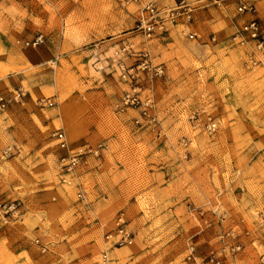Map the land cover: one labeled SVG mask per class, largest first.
Returning <instances> with one entry per match:
<instances>
[{
  "label": "rangeland",
  "instance_id": "obj_1",
  "mask_svg": "<svg viewBox=\"0 0 264 264\" xmlns=\"http://www.w3.org/2000/svg\"><path fill=\"white\" fill-rule=\"evenodd\" d=\"M126 1L0 0V19L26 36L17 41L42 34L36 46L16 43L53 53L49 70L32 71L41 80L21 84L31 102L22 106L29 115L23 126L15 125L17 142L0 137V205H12L6 215L0 207V221L19 220L26 264H99L104 234L122 212L134 239L110 248L116 254L109 252L108 264H191V249L200 264L210 251L220 253L221 264H264V57L255 68L244 66L243 49L231 40L242 18L231 0H188L197 1L196 39L181 26L147 38L134 27L148 0ZM257 12L264 31V0ZM127 44L129 53H117ZM142 49L164 74L138 78L156 122L136 125L138 110L115 107L128 88L117 65L137 62ZM38 98L53 106L37 105ZM208 118L218 122L212 133L204 130ZM58 129L70 148L106 145L77 170L87 203L73 184L59 182ZM89 165L106 166L113 184L121 183L117 205L103 207L109 199L91 192L80 173ZM177 192L187 203L162 214L161 202H180ZM215 212L226 214L225 222L213 225Z\"/></svg>",
  "mask_w": 264,
  "mask_h": 264
},
{
  "label": "built area",
  "instance_id": "obj_2",
  "mask_svg": "<svg viewBox=\"0 0 264 264\" xmlns=\"http://www.w3.org/2000/svg\"><path fill=\"white\" fill-rule=\"evenodd\" d=\"M128 1L131 0L126 2ZM173 1L174 4L168 7L160 6L155 0L144 2L138 11L137 24L134 27L135 31H140L147 38H152L163 34L172 26H181L182 31L188 38H198V33L192 26L197 1ZM231 1L234 4L236 13L242 16L241 23L232 35L231 40L243 49L242 60L244 66L255 68L262 63V58L264 57V31L257 12V4L260 0ZM212 39L214 38L212 37ZM42 41V34H39L32 40L17 41V43H22L26 46H36ZM130 49V45H123L117 53L125 55L130 52ZM137 57L138 60L135 63L126 64L119 62L117 65L119 77L128 84V88L124 90L115 107L118 112H124L129 108L138 110V115L134 118L136 125H141L144 121L154 123L156 122V116L150 114L151 99L142 95L141 88L136 82L144 72L149 73L152 77H161L164 74L163 66L154 64L146 49H142ZM26 95L27 91L21 85L15 87L9 93L0 94V110L9 107L13 103L20 102ZM36 104L39 106H53V102L48 98H38ZM217 124L218 122L208 118L204 124V130L212 133L217 129ZM54 137L57 141L58 149L64 151L58 158L59 182L67 186L73 184L77 189V199L81 202H86L85 190L82 184L76 181L77 170L88 156L100 158L103 150L106 149V145L103 142H98L96 145L81 144L75 148H70L64 132L60 129L54 132ZM11 150V147L7 148L4 154ZM0 207L3 215H6L12 209V205L5 203L1 204ZM112 222V228L104 234V239L108 246L101 252L99 264H107L109 262L107 250L131 245L134 239L133 232L128 227L122 213H117ZM38 241L36 240V243L39 244ZM39 246L43 252L47 249L44 244H39ZM219 254L210 251L205 256L206 263L221 264ZM186 257L191 264H200L194 249H191Z\"/></svg>",
  "mask_w": 264,
  "mask_h": 264
},
{
  "label": "crops",
  "instance_id": "obj_3",
  "mask_svg": "<svg viewBox=\"0 0 264 264\" xmlns=\"http://www.w3.org/2000/svg\"><path fill=\"white\" fill-rule=\"evenodd\" d=\"M5 17V16H4ZM31 36V35H30ZM26 39V36L21 35L19 32L14 31L12 26L5 21V18L0 19V94L9 93L12 89L20 86L23 82L28 85H33L41 80L40 73L32 72L34 69L40 70V72L49 70L47 63L52 60L53 53L44 47H30L25 48L16 43L17 40ZM22 86V85H21ZM31 98L26 95L20 102L13 103L9 107L0 110V137L6 138L7 142H17L15 133L17 129L15 125L23 126L26 117L29 115L22 108L24 104L30 103ZM68 117V114H67ZM17 156L11 157L15 159ZM102 165L105 164V160L102 161ZM103 167V166H102ZM81 177L88 175V182L93 183L91 186V192H97L98 196L102 195L104 198L109 199V203H103V207H107L109 204L117 205L121 201L119 192L121 183L113 184L112 177L107 172V167L100 170L93 166L81 167ZM104 191L108 192L107 196L104 195ZM181 193V194H180ZM178 198L177 205L175 207H168L164 202H161L163 207L162 214L167 212H174L180 209L187 203L189 199L186 197L185 192H177ZM177 196H174L175 199ZM107 199V200H108ZM88 196L86 195V203L88 202ZM175 201V200H174ZM130 204H137L136 201L131 199ZM164 209L166 211H164ZM124 214V212H122ZM211 214V212H206ZM216 222H225L226 214H223V218L220 214L215 212ZM10 222L7 224L0 221V264H26L24 238L20 236L19 220L8 217ZM196 230L195 228L192 229ZM201 235L199 236V238ZM105 242V241H104ZM106 244V242H105ZM104 248L103 250H105ZM102 250V251H103ZM113 255L116 252L112 249L107 250L109 254ZM109 263V262H108ZM107 263V264H108Z\"/></svg>",
  "mask_w": 264,
  "mask_h": 264
},
{
  "label": "bare ground",
  "instance_id": "obj_4",
  "mask_svg": "<svg viewBox=\"0 0 264 264\" xmlns=\"http://www.w3.org/2000/svg\"><path fill=\"white\" fill-rule=\"evenodd\" d=\"M63 114V113H62Z\"/></svg>",
  "mask_w": 264,
  "mask_h": 264
}]
</instances>
